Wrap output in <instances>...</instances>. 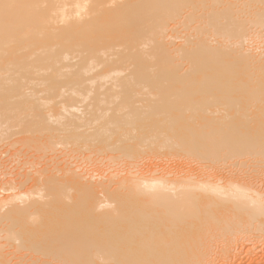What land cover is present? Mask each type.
I'll return each mask as SVG.
<instances>
[{
  "label": "bare ground",
  "instance_id": "bare-ground-1",
  "mask_svg": "<svg viewBox=\"0 0 264 264\" xmlns=\"http://www.w3.org/2000/svg\"><path fill=\"white\" fill-rule=\"evenodd\" d=\"M0 264H264V0H0Z\"/></svg>",
  "mask_w": 264,
  "mask_h": 264
}]
</instances>
